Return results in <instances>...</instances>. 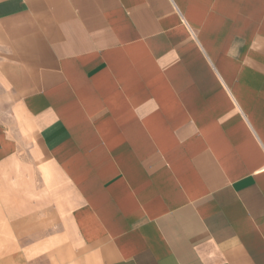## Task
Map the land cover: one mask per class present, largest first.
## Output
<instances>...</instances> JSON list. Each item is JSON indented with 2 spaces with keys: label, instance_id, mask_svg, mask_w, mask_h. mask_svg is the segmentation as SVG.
<instances>
[{
  "label": "crops",
  "instance_id": "0c3cea01",
  "mask_svg": "<svg viewBox=\"0 0 264 264\" xmlns=\"http://www.w3.org/2000/svg\"><path fill=\"white\" fill-rule=\"evenodd\" d=\"M0 264H264V0H0Z\"/></svg>",
  "mask_w": 264,
  "mask_h": 264
}]
</instances>
